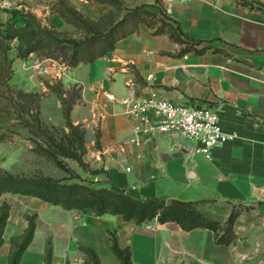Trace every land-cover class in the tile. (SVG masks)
I'll use <instances>...</instances> for the list:
<instances>
[{
    "label": "crops",
    "instance_id": "obj_1",
    "mask_svg": "<svg viewBox=\"0 0 264 264\" xmlns=\"http://www.w3.org/2000/svg\"><path fill=\"white\" fill-rule=\"evenodd\" d=\"M159 1L188 40L198 42L197 52L183 53L187 45L168 34L155 36L142 25L114 52L74 69L43 60L38 74L24 72L28 63L13 50V82L23 91L34 90L38 83L40 92H48L41 117L44 111L42 121L54 127H64L65 121L60 100L47 85L61 84L65 93L81 90L71 120L86 131L85 162L104 176L94 183H106L141 201L212 202L202 211L223 226L234 209L250 208L234 225L236 242L218 246L208 230L184 232L176 223L158 220L136 225L121 217L66 211L15 196L0 264H9L13 243L22 240L33 216L34 237L19 264H46L49 248L51 264H86L80 247L94 250L101 264H120L112 253L111 233L122 249H130L132 264H264V201L257 194L264 187V0ZM96 5L103 15L93 21L112 11ZM53 17L59 31L67 29L68 24ZM20 72L25 73V87ZM146 88L177 105L213 106L221 130L233 139L216 148L211 159L197 152V142L179 134L156 136L140 149L126 147L133 123L123 102L132 89L147 95Z\"/></svg>",
    "mask_w": 264,
    "mask_h": 264
},
{
    "label": "trees",
    "instance_id": "obj_2",
    "mask_svg": "<svg viewBox=\"0 0 264 264\" xmlns=\"http://www.w3.org/2000/svg\"><path fill=\"white\" fill-rule=\"evenodd\" d=\"M56 1L49 5L50 14L73 27L77 37H71L68 33L60 32L54 27H44L32 13L25 15L17 10L9 13L8 22L0 23V130L10 120V116L17 115L16 120L20 121V126L30 135V141L35 147L34 153L53 163L65 174L71 175V170L61 159L74 160L82 168H86L83 162L86 131L81 126H74L71 120L74 106L81 100V90L75 88L65 93L61 84L50 87L51 92L58 96L62 105L65 126L46 125L41 119L40 104L44 97L24 93L9 86L15 75L14 61L10 53L15 50L17 58L22 61L37 55L44 60L58 62L68 69L94 64L114 52L120 41L138 33L140 26L145 25L153 30L157 24H151L149 19H156L157 15L150 12L147 6H141L128 10L119 21H112L113 11L100 20L93 21L78 13L67 0ZM91 1L111 8L122 5L119 0ZM166 14L165 10H160V15L169 25L174 26L170 27L172 31H165L163 27H160L154 30V35L168 34L176 43L187 45L183 53L197 52L198 42L189 41ZM17 18H21L22 24H18ZM188 44L192 46L189 47ZM8 140L6 135H0V143ZM74 179L55 180L44 176L19 177L0 170V197L4 194H12L35 198L47 204L62 207L66 211L88 210L97 217H121L125 222L136 225L158 220L160 224L176 223L184 232L208 230L214 233L218 246H231L236 242L234 225L243 213L250 210L243 206L234 209L223 226L202 211L204 206L212 202H184L163 198L141 201L130 197L124 190L93 183L87 184L80 179L76 178L78 181ZM10 213L11 207L7 204L0 207V249ZM28 223V229L22 240L13 243L9 264H19L33 240L36 216L28 217ZM110 242L112 253L120 264H132L130 249H122L113 233L110 234ZM79 249L86 258V264H101L100 257L94 250L84 247ZM51 261L52 250L49 248L46 264H51Z\"/></svg>",
    "mask_w": 264,
    "mask_h": 264
},
{
    "label": "rangeland",
    "instance_id": "obj_3",
    "mask_svg": "<svg viewBox=\"0 0 264 264\" xmlns=\"http://www.w3.org/2000/svg\"><path fill=\"white\" fill-rule=\"evenodd\" d=\"M68 3L76 10L79 11L81 15H83L85 18H99L103 15V11L101 7L96 5L91 0H85V2H81L79 0H67ZM122 5L116 6V7H110L113 11L112 21H119L121 20L127 13L128 10H134L137 7L141 6H147L150 12L155 13L156 19L150 18L151 24H157L156 27H154L153 30H157L160 27H163L165 31H172L170 27H174L172 25H169L167 20L160 15V10L164 11L163 5L159 0H119ZM57 2L56 0H0V23H6L10 20V12L13 10H17L18 12H21L22 14H28L32 13L37 17V19L40 21V23L44 27H54L53 24L55 21V18L53 15L48 14L51 7L49 6L51 3ZM94 3V4H93ZM86 6L85 8H80V6ZM82 13H81V12ZM84 12V13H83ZM166 16H168L166 14ZM18 24H22L21 18H17ZM67 29H62L60 32L68 33L71 37H77V33L75 32V29L71 26L65 25ZM57 29V28H56ZM58 30V29H57ZM59 31V30H58ZM189 47L192 46L191 44H188ZM30 61L27 60V65L24 67V72H27L29 70L32 71L34 74H38L40 72V63L43 61V58H40L37 55H33L30 57ZM14 68V67H13ZM22 71V72H23ZM25 73L20 72V85H22V81L24 85L27 86L26 78H24ZM14 79V77H13ZM12 81L10 82V85L15 90H21L17 85L14 84ZM60 84H56L54 86H59ZM40 85L36 83L34 90H28L23 91L24 93H33L40 97H45L48 92H40ZM52 86L47 85V91L51 92ZM43 101V99H42ZM41 101V103H42ZM45 103V102H44ZM48 103V100L46 101ZM41 105V104H40ZM35 114V110L33 111ZM17 115L10 116V120L7 122L6 125H4V128L0 130V135H6L9 140L0 143V170L6 173H9L13 176H25L29 178H35L44 176L47 178H52L55 180H66L69 178H75L74 181H78L77 179H80L87 184H95V185H104L106 183H94L93 180H104V176L101 172V170H95L92 169L89 164H87L84 160L87 149H86V142H85V155L83 156V162L85 164L86 168H82L78 162L70 159H61V161L71 170V175L65 174L63 171L57 169L53 163L50 161L39 157L37 154L34 153V144L30 141V135L26 129H23V127L20 126V121L16 120ZM42 120L45 119V113L43 111L42 113ZM68 134V131H66ZM99 173V174H97ZM97 174V175H96ZM77 178V179H76ZM73 181V183H74ZM106 182V181H104ZM107 187V186H106ZM17 195L12 194H4L0 197V207H2L4 204H7L9 207H11L12 211V205L10 200H13ZM23 197V196H21ZM11 214V213H10ZM5 232V231H4ZM221 235V234H220ZM4 236V235H3ZM4 241V240H3Z\"/></svg>",
    "mask_w": 264,
    "mask_h": 264
},
{
    "label": "built area",
    "instance_id": "obj_4",
    "mask_svg": "<svg viewBox=\"0 0 264 264\" xmlns=\"http://www.w3.org/2000/svg\"><path fill=\"white\" fill-rule=\"evenodd\" d=\"M150 81L148 78L147 83ZM146 90L147 95H138L132 89L131 95L123 102L125 114L133 123V134L126 147L140 149L156 136L179 134L197 142L200 145L197 152L211 159L216 148L233 139L221 130L213 106L177 105L164 100L154 89Z\"/></svg>",
    "mask_w": 264,
    "mask_h": 264
},
{
    "label": "water",
    "instance_id": "obj_5",
    "mask_svg": "<svg viewBox=\"0 0 264 264\" xmlns=\"http://www.w3.org/2000/svg\"><path fill=\"white\" fill-rule=\"evenodd\" d=\"M258 197L260 198V200H263L264 201V187L260 188L258 190Z\"/></svg>",
    "mask_w": 264,
    "mask_h": 264
}]
</instances>
